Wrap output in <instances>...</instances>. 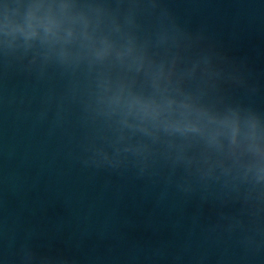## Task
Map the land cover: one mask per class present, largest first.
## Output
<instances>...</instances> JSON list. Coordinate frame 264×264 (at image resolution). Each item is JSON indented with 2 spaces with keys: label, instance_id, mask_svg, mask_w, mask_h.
Instances as JSON below:
<instances>
[{
  "label": "water",
  "instance_id": "obj_1",
  "mask_svg": "<svg viewBox=\"0 0 264 264\" xmlns=\"http://www.w3.org/2000/svg\"><path fill=\"white\" fill-rule=\"evenodd\" d=\"M0 264H264V0H0Z\"/></svg>",
  "mask_w": 264,
  "mask_h": 264
}]
</instances>
